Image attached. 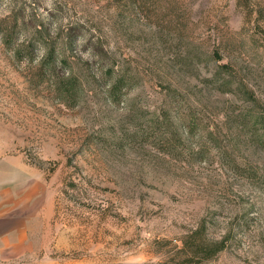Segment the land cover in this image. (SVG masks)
Masks as SVG:
<instances>
[{"label": "rangeland", "instance_id": "rangeland-1", "mask_svg": "<svg viewBox=\"0 0 264 264\" xmlns=\"http://www.w3.org/2000/svg\"><path fill=\"white\" fill-rule=\"evenodd\" d=\"M1 156L54 202L19 264H264V0H0Z\"/></svg>", "mask_w": 264, "mask_h": 264}, {"label": "crops", "instance_id": "crops-1", "mask_svg": "<svg viewBox=\"0 0 264 264\" xmlns=\"http://www.w3.org/2000/svg\"><path fill=\"white\" fill-rule=\"evenodd\" d=\"M36 176L23 163L0 157V264H19L30 257L41 247L40 226L53 221V200H42L32 191Z\"/></svg>", "mask_w": 264, "mask_h": 264}, {"label": "trees", "instance_id": "trees-1", "mask_svg": "<svg viewBox=\"0 0 264 264\" xmlns=\"http://www.w3.org/2000/svg\"><path fill=\"white\" fill-rule=\"evenodd\" d=\"M14 35H15L14 31L6 32V34H5L6 41L8 40V41L12 42ZM22 49H24V50H22ZM23 51L26 52L28 55L32 54V52L34 51V41H33V39L30 40L28 42V44L24 45V47H22L20 49L19 48L15 49V53L19 54V55H21V53ZM215 55H216V53H215ZM54 61H55L54 57L53 58L50 57V62H54ZM110 73H111V71H110ZM76 85L77 84H76L74 78L70 77L68 79H65L58 86L59 95L62 96L63 94H66L68 99H74L77 96V93H76L77 87H76ZM113 89H116V86H114ZM246 96L249 99H253V95L248 93V92H247ZM189 239L192 240V242H190V243L192 245V249L194 251V257L195 258L197 257V255L202 256L203 259L204 258L205 259L210 258L212 255H215L216 253H218L219 251H221L224 248V241H221L220 243H218L216 245V247L213 250L204 249V251L206 250L205 251L206 254H204L205 256H203L201 254V250H200V252L198 250L200 248V244H199L200 240H198V238H197V232L196 233L194 232L192 234V236H190ZM186 245H187V243H186ZM199 263H201V262H199Z\"/></svg>", "mask_w": 264, "mask_h": 264}]
</instances>
